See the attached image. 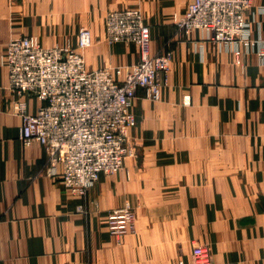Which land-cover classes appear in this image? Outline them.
<instances>
[{
    "label": "crops",
    "instance_id": "1",
    "mask_svg": "<svg viewBox=\"0 0 264 264\" xmlns=\"http://www.w3.org/2000/svg\"><path fill=\"white\" fill-rule=\"evenodd\" d=\"M192 1L0 0V264H191L197 245L213 264H264V0L246 14L251 48L179 33L173 17ZM129 6L142 9L151 55L171 53L170 70L158 99L137 90L134 156L80 198L47 174L43 146L21 140L2 57L10 40L33 37L74 48L89 71L134 65L138 46L109 43L104 27ZM126 201L134 229L112 235L107 216Z\"/></svg>",
    "mask_w": 264,
    "mask_h": 264
},
{
    "label": "built area",
    "instance_id": "2",
    "mask_svg": "<svg viewBox=\"0 0 264 264\" xmlns=\"http://www.w3.org/2000/svg\"><path fill=\"white\" fill-rule=\"evenodd\" d=\"M250 8L251 0H193L173 22L179 33L202 30L226 47L241 43L251 48L257 41L248 37ZM104 27L109 43L136 44L140 61L89 71L75 49L44 47L33 37L10 40L2 57L8 89L17 95L13 109L21 119V140L37 141L45 148L47 174L60 178L77 197L86 196L101 176L117 173L124 159L133 155L127 142L135 125L132 103L137 90L158 99V76L170 70V53L151 55L150 28L139 9L109 11ZM91 45V32L81 28L77 48ZM24 98L39 102L35 111H28ZM134 224L135 210L128 201L107 216L112 235L123 236ZM191 264H213L209 248L194 246Z\"/></svg>",
    "mask_w": 264,
    "mask_h": 264
},
{
    "label": "rangeland",
    "instance_id": "3",
    "mask_svg": "<svg viewBox=\"0 0 264 264\" xmlns=\"http://www.w3.org/2000/svg\"><path fill=\"white\" fill-rule=\"evenodd\" d=\"M191 3V2H190ZM189 3V4H190ZM188 4V5H189ZM187 5V6H188ZM251 7H252V0H251ZM128 8H130V9H139L140 10V13L142 14V9H140V6H137V7H128ZM187 8V7H186ZM186 10V9H185ZM107 15V14H106ZM142 16H143V14H142ZM105 19H106V16H105ZM143 20H144V17H143ZM144 23H145V21H144ZM147 25V24H146ZM104 26H105V23H104ZM77 35H78V32H77ZM105 38H106V34H105ZM72 48V47H71ZM74 49V48H73ZM79 50V49H78ZM167 53H170V52H167ZM171 54V53H170ZM82 55V54H81ZM236 55V54H235ZM238 56H236V58H237ZM103 68H107V69H110V67H103ZM164 76V75H163ZM165 77V76H164ZM135 126V125H134ZM129 136H128V144H129ZM129 146L132 148V150L134 149L130 144H129ZM132 156H134V150H133V155ZM132 156H130V157H132ZM127 158V157H126ZM81 198V197H80ZM129 202V201H128ZM125 203V202H124ZM131 204V203H130ZM132 205V204H131ZM81 206V205H80ZM133 207V206H132ZM78 208V207H77ZM134 208V207H133ZM112 211V210H111ZM79 212H84V207L82 208V211H79ZM207 247V246H206ZM193 249V248H192Z\"/></svg>",
    "mask_w": 264,
    "mask_h": 264
},
{
    "label": "bare ground",
    "instance_id": "4",
    "mask_svg": "<svg viewBox=\"0 0 264 264\" xmlns=\"http://www.w3.org/2000/svg\"><path fill=\"white\" fill-rule=\"evenodd\" d=\"M162 75V74H161ZM160 76V75H159ZM158 82H159V80H158ZM159 89H160V82H159Z\"/></svg>",
    "mask_w": 264,
    "mask_h": 264
}]
</instances>
